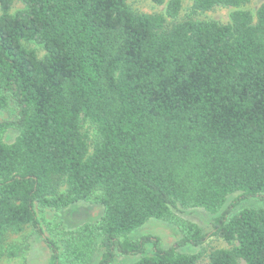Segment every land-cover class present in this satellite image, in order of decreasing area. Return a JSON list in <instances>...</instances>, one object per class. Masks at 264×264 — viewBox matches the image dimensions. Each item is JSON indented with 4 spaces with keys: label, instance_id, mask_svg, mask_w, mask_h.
Wrapping results in <instances>:
<instances>
[{
    "label": "trees",
    "instance_id": "16d2710c",
    "mask_svg": "<svg viewBox=\"0 0 264 264\" xmlns=\"http://www.w3.org/2000/svg\"><path fill=\"white\" fill-rule=\"evenodd\" d=\"M13 1L0 0V110L12 114L0 119V257L32 226L68 264L97 249V264H264V206L235 210L264 202V4L192 0L180 17L182 0H152L163 13L127 0H20L12 13ZM216 7L232 8L228 21L194 16ZM79 201L102 213L58 231L59 246L36 207ZM180 207L213 214L211 234L231 247L180 251L208 235ZM153 218L178 224L174 244L129 237Z\"/></svg>",
    "mask_w": 264,
    "mask_h": 264
},
{
    "label": "rangeland",
    "instance_id": "374dc122",
    "mask_svg": "<svg viewBox=\"0 0 264 264\" xmlns=\"http://www.w3.org/2000/svg\"><path fill=\"white\" fill-rule=\"evenodd\" d=\"M192 0H182V8L180 11V17L189 14ZM129 6L138 12L146 13H163L165 4H156L152 0H127ZM264 4V0H248L244 8L249 9L251 12L261 5ZM23 4L20 0H14L11 7V12L21 9ZM232 10L230 7H216L212 10L197 13L194 16L197 18L204 19H216L221 22L229 20V13ZM35 47L39 56L44 51L36 45L31 44ZM11 112L8 110H0V119L11 117ZM84 129L88 135L93 137L94 128L86 122ZM16 135V132L12 129L8 130L5 134V140L12 141ZM234 195L228 197L226 205L231 201ZM242 206H264L262 200L256 198H250L243 200L235 210ZM38 218L41 227L44 229L45 234L55 239L56 243L59 244L58 231L62 229H74L81 226L84 223L96 222L102 213V206L97 202L79 201L71 204L70 206L61 210H51L48 208L36 207ZM175 216L180 218L179 220H187L198 224L203 232L208 233L205 243L201 247H192L189 245L178 248L183 252H198L201 251L205 254L207 251L215 248H228L231 244L227 243L222 238L211 234V222L214 217L213 214L205 211L202 208H178L174 211ZM51 229V230H50ZM142 235H148L152 239L158 238L161 247L165 248L175 243L180 237L179 226L177 223L167 222L159 219H149L142 226L134 229L129 237L137 239ZM7 243L18 244L21 248V252L14 257L1 256L0 264H68L63 256L52 257L51 249L45 244L42 237L35 232L32 226H26L18 234L9 233L6 236ZM147 253L151 251V244L146 246ZM102 253L101 249H97L94 256L89 264H97ZM138 258V255H119L117 254L114 261L111 264H131ZM207 259L205 255L196 264H206ZM238 264H244L243 260H239Z\"/></svg>",
    "mask_w": 264,
    "mask_h": 264
}]
</instances>
